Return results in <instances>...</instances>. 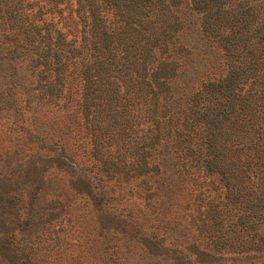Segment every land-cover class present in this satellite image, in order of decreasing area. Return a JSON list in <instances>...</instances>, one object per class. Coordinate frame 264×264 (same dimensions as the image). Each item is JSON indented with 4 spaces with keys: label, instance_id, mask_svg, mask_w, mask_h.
<instances>
[{
    "label": "rangeland",
    "instance_id": "rangeland-1",
    "mask_svg": "<svg viewBox=\"0 0 264 264\" xmlns=\"http://www.w3.org/2000/svg\"><path fill=\"white\" fill-rule=\"evenodd\" d=\"M172 2L174 12L153 0L143 12L153 11L133 22L139 31L131 33L129 26L119 31L125 15L115 13L111 0H68L66 11L58 14L54 7L44 15L51 23L49 32L37 21L43 34H51L50 39L60 33L56 48L73 41L68 47L76 49L68 58H60V69L49 62L48 70L40 73L26 58L1 64L5 78L18 83L15 104L24 108L25 102L30 103L17 126L0 118V157L11 160V169L3 174L22 175L29 161L46 166L34 203L28 206L21 199L13 231L0 233V243L15 249L12 264H264V226H246L243 232L236 222L240 212L235 207L236 196L226 188L229 181L240 180L243 172L231 180L208 172L203 166L204 128L191 129L187 123L181 127V113L189 107L190 113L193 108L198 113L204 105L225 102L224 95L204 84L227 73L226 53L213 34L202 30V12L191 0ZM222 2L226 7L237 5L236 10L249 9L245 30L264 28V0ZM175 20V41L170 49L161 45L160 56L180 48L184 54L179 61L181 78L173 85L175 90L165 92L164 105L158 109L146 89L138 57L145 54L140 48L147 39L144 24L160 31L173 23L166 30L173 32ZM103 35L111 57L128 46L138 50L136 71H124L129 77L116 79L118 84H130L129 88L112 84L113 59H94L96 37ZM49 46L47 41L44 50L39 49L45 51ZM4 52H9L8 47ZM0 79V93H6L7 83ZM184 91L191 95H179ZM159 116L172 135L157 141L153 136L158 132ZM247 125L233 128L225 142L231 138L241 142V149L251 148L248 154L240 149L230 167H239V158L244 164L251 162L257 190L258 182L264 183V115L255 114ZM20 126L40 141L26 139ZM146 156L153 164L148 172ZM16 167L19 172L14 171ZM153 239H160L161 244L151 254L146 245Z\"/></svg>",
    "mask_w": 264,
    "mask_h": 264
},
{
    "label": "trees",
    "instance_id": "trees-1",
    "mask_svg": "<svg viewBox=\"0 0 264 264\" xmlns=\"http://www.w3.org/2000/svg\"><path fill=\"white\" fill-rule=\"evenodd\" d=\"M39 1H42L43 4L41 5ZM111 1V6L115 13L118 12L125 15L123 18L125 22L124 27L119 26V31L122 29L126 31L125 26H129L131 27V33L138 32L139 30L136 29L135 25L133 26V22L140 20V16H149V11H153V8H149L147 13L143 12V8L150 6L153 0ZM157 1L163 3L171 12H174L172 8L173 0ZM191 1L193 6L199 12H202L201 27L204 33L213 34V37L216 38L217 42L224 49L229 68L227 73L218 81L208 80L204 84L205 88L210 87L211 90H216L220 92V95H224L225 102L217 103L211 107L210 105H204L198 113L195 108L190 113L189 107L181 113V127L187 123L191 129H194V126L198 125L204 128L205 138L202 147L203 150L205 149V157L203 159V166L208 172L222 174L228 180H231V176L236 177L240 171L243 172L240 180H231L226 184L228 191L233 192L234 196H236L235 207L240 211L238 212L239 216H237L236 222L243 232L247 228H253L254 225H258L260 228L262 225L264 226V183L258 182V188L257 190L255 189L254 181L256 174L252 169L251 162L244 164L242 158H239V162H241L240 166L237 167L239 165L237 164L233 168L230 167L232 157L237 152L240 153L241 142H236V140H232L231 138V141H225L231 137L230 134L233 133V128L236 127L238 129L239 127L242 129L244 126H248L247 123L252 121V117L255 114H258V116L264 115V110H262L264 108V100H262L264 97V28H256V32L245 30V25L249 21L245 15L248 14L249 9L239 8L236 10L237 5L226 7L222 0ZM68 5V0H0V67L5 61L12 62L14 59L21 60L26 58L30 60L33 70L44 73L48 70L51 65L50 63L57 64L60 62V58H62L61 60L68 58L71 51L76 49L70 50L68 47L69 45H73V41H65L67 44L56 48L57 44L61 41L59 40L60 33L57 38L50 39L51 34H43L41 30L43 28L37 22L41 20L46 28L45 30L49 32L51 23L44 18V15L52 12L50 10L54 7L58 14L62 13L68 9ZM256 17L259 16L256 15ZM8 20H12V22L8 23ZM92 22L94 23L93 25L97 23ZM174 23L173 32L166 31L173 26V23H167L166 27L160 31L144 24V29L148 31L146 33L147 39L140 45L141 50L145 53L144 55H140L139 53L138 56L141 59L139 63L143 70V80L147 85L146 89L150 92L151 97L155 98L154 104L155 107L159 106L158 109L164 105L162 104V100L166 99L165 92L175 90L173 85L177 86L181 78L179 70L181 64L179 63L182 61L181 59L184 54L181 53L180 48H178V52H171V54L165 57L160 56L161 45L170 49L175 41L174 31L178 29V21L175 20ZM139 25L142 24L139 23ZM113 33L111 31L109 36H112ZM118 36L125 37L122 33H119ZM47 41L50 42V46L47 47V50L43 51ZM96 42L98 50L96 54L93 52L94 59L100 62H105L108 58L113 59L115 64L109 75V78L113 80L112 84L122 89L123 87L129 88L130 84H118L116 79L128 76L124 74V71L130 69L136 71L134 67L138 63L135 59L138 50H130V46H128V48L121 49L116 56L111 57L108 53H111V51L107 47L108 43L104 35L103 37H96ZM7 47L9 52H4V49ZM39 47H42L41 49L43 50H40ZM65 51H69L70 53L68 52L69 54H67ZM50 52L52 53L50 54ZM64 66H66V63ZM60 68L61 66L59 65ZM57 72L59 73V71ZM1 77L7 83L8 90L6 93H3V91L0 93V113L4 114L0 118L6 122H11L13 126H17L20 120L23 122V113L29 111L28 106L30 103L25 102L26 106L24 108L22 105L20 108L19 104H15L14 88L18 86L17 81H13V78H5L0 68ZM43 78H45L44 75ZM1 82H3L2 79H0V85ZM36 88L41 91V88L39 89L38 86ZM186 93H188L187 95H191L187 91L179 93V95L184 97ZM221 105L225 107L222 109ZM251 106H254L255 110ZM88 107V104L84 103L86 115H90L91 113ZM157 119L160 123L156 124L158 132L153 138L159 141L161 137L171 136L172 130L163 126L160 116ZM19 131L25 133V138L28 140L32 137L33 142L40 141L36 134L24 126H20ZM250 149L249 146L243 147L241 151L248 154L250 153ZM203 150L200 148V154ZM6 159L2 158L1 160L0 157V161L3 163L0 164L1 234L12 232L11 226L16 225L19 221L17 208L20 205L21 199L25 200L28 206L34 203L43 185L44 179L42 178V174L46 167L43 163L39 164L36 161L35 163L29 161L25 164L22 175L15 176L14 173L8 171L11 176L7 177L3 172L5 169H11V160L9 158ZM145 161L147 166L146 172H148L153 169V164H151L148 156H146ZM14 171L19 172L20 169L16 167ZM75 188L78 190V181L75 183ZM26 223L27 221L23 222V224ZM246 226L247 228H245ZM255 230L256 232L260 231V229L258 231L257 229ZM261 238L264 239V230L261 233ZM153 240H151L152 247L151 244L146 245V250L151 254H154L155 247L161 244L160 239ZM261 244L264 245V240ZM10 245L6 242L0 243V261H3L5 264H12V258L16 257L15 249L13 247L10 249ZM195 251L193 253L197 256L198 252Z\"/></svg>",
    "mask_w": 264,
    "mask_h": 264
}]
</instances>
